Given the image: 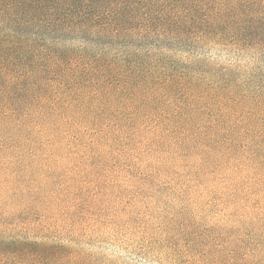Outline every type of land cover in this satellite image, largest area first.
Segmentation results:
<instances>
[{
	"label": "rangeland",
	"instance_id": "1",
	"mask_svg": "<svg viewBox=\"0 0 264 264\" xmlns=\"http://www.w3.org/2000/svg\"><path fill=\"white\" fill-rule=\"evenodd\" d=\"M169 53L202 84L0 135V264H264V51Z\"/></svg>",
	"mask_w": 264,
	"mask_h": 264
},
{
	"label": "trees",
	"instance_id": "2",
	"mask_svg": "<svg viewBox=\"0 0 264 264\" xmlns=\"http://www.w3.org/2000/svg\"><path fill=\"white\" fill-rule=\"evenodd\" d=\"M211 40L263 52L264 0H0V135L21 144L75 110L194 89L202 81L169 52ZM213 84L241 88L229 75ZM248 90L264 108V81Z\"/></svg>",
	"mask_w": 264,
	"mask_h": 264
}]
</instances>
